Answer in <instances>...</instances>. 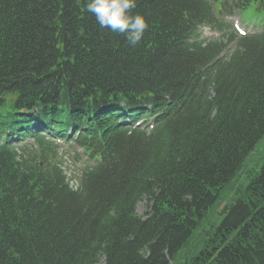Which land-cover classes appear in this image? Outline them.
<instances>
[{"label": "trees", "instance_id": "trees-1", "mask_svg": "<svg viewBox=\"0 0 264 264\" xmlns=\"http://www.w3.org/2000/svg\"><path fill=\"white\" fill-rule=\"evenodd\" d=\"M212 1L137 0L132 48L85 0H0V264H168L190 245L264 135V26L223 19L264 0ZM144 112L150 129L124 127ZM55 138L89 161L75 188ZM245 178L184 264H264V159Z\"/></svg>", "mask_w": 264, "mask_h": 264}, {"label": "rangeland", "instance_id": "rangeland-1", "mask_svg": "<svg viewBox=\"0 0 264 264\" xmlns=\"http://www.w3.org/2000/svg\"><path fill=\"white\" fill-rule=\"evenodd\" d=\"M222 0H215L213 3L214 9L217 11ZM227 21L236 22L239 28L245 32H259L264 24V11H258L254 3L250 4L243 10L237 11L232 17H227ZM204 38L216 36L217 34L207 27L200 30ZM216 34V35H215ZM7 99V98H6ZM60 150L59 160L62 161L68 179L73 180L83 164V160L76 158V154H81L79 149L74 150V147H65ZM264 157V136L257 143L254 150H252L244 163L242 171L250 169L257 170L261 165ZM85 162V161H84ZM241 185V180L234 179L226 189L221 191L219 198L208 209L204 219L199 227L194 231L190 240V246L182 249L168 264H184L185 259L191 255L198 247L199 236L203 235L204 230H207L212 225H217L223 217V207L231 202L235 190ZM138 214H142L144 207L140 202L136 206Z\"/></svg>", "mask_w": 264, "mask_h": 264}, {"label": "clouds", "instance_id": "clouds-1", "mask_svg": "<svg viewBox=\"0 0 264 264\" xmlns=\"http://www.w3.org/2000/svg\"><path fill=\"white\" fill-rule=\"evenodd\" d=\"M136 6L137 0H85V10L95 16L97 24L124 35L132 48L141 44L148 27L145 17L132 11Z\"/></svg>", "mask_w": 264, "mask_h": 264}]
</instances>
